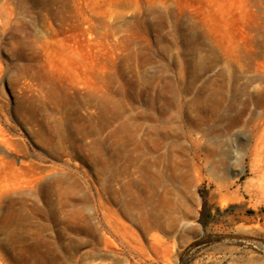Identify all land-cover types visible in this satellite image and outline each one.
<instances>
[{
  "label": "rangeland",
  "instance_id": "obj_1",
  "mask_svg": "<svg viewBox=\"0 0 264 264\" xmlns=\"http://www.w3.org/2000/svg\"><path fill=\"white\" fill-rule=\"evenodd\" d=\"M0 264H264V0H0Z\"/></svg>",
  "mask_w": 264,
  "mask_h": 264
},
{
  "label": "trees",
  "instance_id": "obj_2",
  "mask_svg": "<svg viewBox=\"0 0 264 264\" xmlns=\"http://www.w3.org/2000/svg\"><path fill=\"white\" fill-rule=\"evenodd\" d=\"M204 211H205V206H203L202 211L200 213V221L202 220V218L204 216Z\"/></svg>",
  "mask_w": 264,
  "mask_h": 264
},
{
  "label": "bare ground",
  "instance_id": "obj_3",
  "mask_svg": "<svg viewBox=\"0 0 264 264\" xmlns=\"http://www.w3.org/2000/svg\"><path fill=\"white\" fill-rule=\"evenodd\" d=\"M153 217V216H152Z\"/></svg>",
  "mask_w": 264,
  "mask_h": 264
}]
</instances>
